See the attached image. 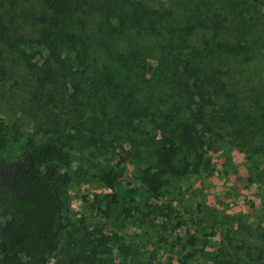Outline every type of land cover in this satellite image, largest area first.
Wrapping results in <instances>:
<instances>
[{"label": "trees", "instance_id": "1", "mask_svg": "<svg viewBox=\"0 0 264 264\" xmlns=\"http://www.w3.org/2000/svg\"><path fill=\"white\" fill-rule=\"evenodd\" d=\"M3 1L0 44L18 50L40 86L52 85L47 100L63 104L72 97L74 111L84 98L101 104L94 125L100 141L103 131L113 141L144 134V151L131 152L130 144L136 160L129 179L123 156L91 176L110 190L96 196L120 262L147 264L163 248L158 264L172 258L175 264H264V69L245 74L253 63L264 67L257 54L264 0H250V16L239 24H228L209 4L203 8L202 0H37L35 35L15 32L16 15L2 12ZM32 44L41 50H24ZM72 137L41 139L0 116V264H48L60 250L72 226L69 185L73 175L86 174L71 170ZM121 143L107 142L106 149ZM213 143L235 148L255 165V178L246 179L260 200L252 215L223 214L218 230L206 224L200 202L181 198L179 189L167 196L191 172L209 167L203 157L216 149ZM133 226L144 248L138 234L131 243L120 235ZM104 228L86 231L76 264H107Z\"/></svg>", "mask_w": 264, "mask_h": 264}, {"label": "rangeland", "instance_id": "2", "mask_svg": "<svg viewBox=\"0 0 264 264\" xmlns=\"http://www.w3.org/2000/svg\"><path fill=\"white\" fill-rule=\"evenodd\" d=\"M202 1L206 3L203 8L205 6L210 7L209 5L216 8L226 16L227 23L234 20L235 24H239L243 14L245 17L250 16L246 12L251 6L250 0ZM12 4L13 7L8 0L3 1L1 10L4 14L14 13L16 15L13 21V26L16 28L15 32L35 35L37 24L34 15L41 10L40 3L37 0H12ZM259 46L257 54L264 64V42ZM24 50L32 52L41 49L32 44L25 46ZM256 66L258 64L253 63V67L249 68L245 74L254 73L257 69H264V67L258 68ZM245 74L239 77L240 86L243 90L250 86ZM36 75V71L29 68L22 60L18 50H11L0 44V116L22 132L34 134L41 139L58 137L64 140L67 135L73 136L70 139L71 170L73 172L79 168L86 170V174L81 177L73 175L69 185L72 226L69 227V234L62 242L60 250L51 257L48 264H76L75 260L80 258L77 252L86 236V231L104 230V226H106L105 233L109 237L107 242L109 252L104 258L106 263L124 264L120 262L118 257V243H115V237L112 236L113 228L110 225H105L107 221L98 208L100 203L97 202L96 194L107 193L110 190L104 187L97 178L91 176L96 172L99 165L105 164L106 161L115 162L119 156H123L125 173L123 178L129 179V176L133 175L136 160L128 154L130 144L133 146L131 152L137 149L144 151L141 142V140L146 142L143 139L144 134L131 132L132 134L124 136V141L122 138L119 141H113V136L102 129L104 140L100 141L101 132L96 130L94 125L100 123L101 104H97L93 99L84 98V91L79 93L81 94L79 97L84 99L80 105H75L78 108L76 111L70 104L73 101L72 97H68V100L63 104H60L59 100L50 102L45 93L46 91H53L52 85L51 89L49 83H43L40 86ZM72 78L74 81H79L77 76ZM63 83L67 84L66 78H63ZM38 94L37 98L36 95ZM49 94L52 93L49 92ZM141 127L144 128V123L141 124ZM146 129L150 131V134H154L151 124L146 125ZM107 142L122 143L116 145L115 149L107 151L106 148L109 146L106 144ZM213 144L216 149L213 148L204 152L203 157L209 162V167H200L197 172H191L186 179L179 183V188L176 187L167 196H177L176 190L179 189L178 191L182 193L180 194L181 198L189 199L193 204L200 202L202 204L200 214L206 220V224L214 230H218L223 214L241 216L250 213L252 215L260 208V200L255 185L247 182L246 179L248 175L255 178V165L248 159L246 160L244 155L235 148L231 149L221 143ZM259 166L261 167V165ZM125 231V234L120 233L125 243H131L134 234H138V238L134 237L141 248H144V245L142 246L139 241L141 230L133 226ZM222 236L223 234L220 235V238ZM215 239L218 240L219 236H216ZM145 248L148 250L147 247ZM162 249L154 252L147 264L164 262L165 257L162 255ZM135 257L144 260V256H140L139 253ZM147 257L148 255L145 258ZM170 261V264L176 263L174 258Z\"/></svg>", "mask_w": 264, "mask_h": 264}]
</instances>
